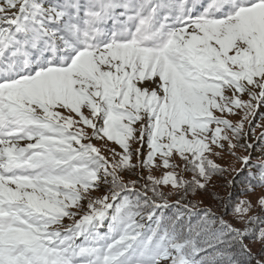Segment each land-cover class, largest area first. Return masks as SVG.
<instances>
[{
	"label": "snow or ice",
	"instance_id": "1",
	"mask_svg": "<svg viewBox=\"0 0 264 264\" xmlns=\"http://www.w3.org/2000/svg\"><path fill=\"white\" fill-rule=\"evenodd\" d=\"M0 264H264V0H0Z\"/></svg>",
	"mask_w": 264,
	"mask_h": 264
},
{
	"label": "rangeland",
	"instance_id": "2",
	"mask_svg": "<svg viewBox=\"0 0 264 264\" xmlns=\"http://www.w3.org/2000/svg\"><path fill=\"white\" fill-rule=\"evenodd\" d=\"M220 163L224 164L225 166L228 165V163H230L229 158H226L224 161H220ZM239 167V166H238Z\"/></svg>",
	"mask_w": 264,
	"mask_h": 264
},
{
	"label": "trees",
	"instance_id": "3",
	"mask_svg": "<svg viewBox=\"0 0 264 264\" xmlns=\"http://www.w3.org/2000/svg\"><path fill=\"white\" fill-rule=\"evenodd\" d=\"M237 166H239V165H237Z\"/></svg>",
	"mask_w": 264,
	"mask_h": 264
}]
</instances>
